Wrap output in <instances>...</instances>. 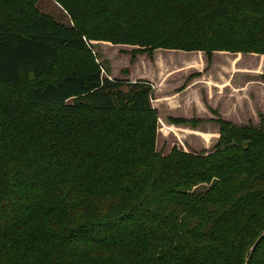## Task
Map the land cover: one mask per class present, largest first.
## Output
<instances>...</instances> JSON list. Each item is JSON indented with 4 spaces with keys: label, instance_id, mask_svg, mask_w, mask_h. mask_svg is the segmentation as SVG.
<instances>
[{
    "label": "trees",
    "instance_id": "obj_1",
    "mask_svg": "<svg viewBox=\"0 0 264 264\" xmlns=\"http://www.w3.org/2000/svg\"><path fill=\"white\" fill-rule=\"evenodd\" d=\"M54 1L73 27L0 0V264H264V123L164 155L152 84L92 54L264 56V0Z\"/></svg>",
    "mask_w": 264,
    "mask_h": 264
},
{
    "label": "rangeland",
    "instance_id": "obj_2",
    "mask_svg": "<svg viewBox=\"0 0 264 264\" xmlns=\"http://www.w3.org/2000/svg\"><path fill=\"white\" fill-rule=\"evenodd\" d=\"M37 6L42 13L52 15L59 23H62L67 27H73L69 16L54 0H40ZM198 53L199 52H184L166 49H156L150 52H143L139 51L138 47L123 45L115 46L106 42H92V54L95 57L96 64L102 69L103 76L114 80H129L133 83L138 81H145L152 84V98L155 107H157L158 101L156 102V100L158 99L159 95H162L164 93L166 94L170 90L171 92L183 91L194 79L203 77L204 71L207 66L212 67L210 73H215L216 71H220V69L223 68L222 63L220 61H217V59L223 56L224 53L215 52L212 54L211 58H209L208 55H204L207 62L205 64L208 65H204V68L202 69L204 70L203 72H200L196 69H189V71L183 72L184 69H180V71H182V73L180 74V71H177L176 67L189 63L191 58L199 56L197 55ZM72 57L76 58L77 56L73 55ZM261 57V55L244 54V57H240L236 63H238L239 65H249V60H253L252 66L255 68L254 70L256 72H247L246 74H248V77H246V79L240 80L238 85H242L241 87H243V89L246 88L244 91L245 101L249 99L250 93L254 92L255 96H259V98H256L255 101H261L260 105L264 106V58ZM244 60L245 62H243ZM73 62L78 63L76 60H71L69 61L68 66ZM226 63L227 65H229V61ZM262 66L263 68H260ZM257 67H259L260 69L258 70ZM64 70L65 69H63V71ZM164 70L167 73L170 72L171 74H168V76L163 80L164 76L166 75H164L162 72ZM156 85H158L159 91L155 89L154 86ZM199 88H201V86H199ZM124 90L128 91L129 89L125 88ZM205 92L206 90L204 92H201V90H198L197 87V90L195 91L193 96L195 102L193 99L188 100V104L194 102L192 107H187V110L190 111L189 113H192L187 115L188 117L203 116L204 118H206L213 114L217 117L216 120L222 119L224 121L236 123V121L241 120L240 117L248 118L249 116H252L250 115V112L248 113V115L243 113H236L235 110L231 109L230 104L226 106V108L224 109V113L221 112V109L213 107L211 103H208L207 105L202 107L200 104H197L196 100L198 94L199 97L201 95L204 96ZM255 105L257 108H259V105L257 103H255ZM155 109L158 110V108ZM251 109L254 110L253 107H251ZM184 111H186V108H184ZM158 112H160L157 144L159 152L167 155L174 147H177L186 152L196 154L205 152L207 153L214 150L219 138V136H217V134H219L217 128L220 129L219 123L216 122V120L214 122H209L200 119V121L195 125H173L170 122V118L172 117H168L160 107ZM256 115L257 117L254 122L244 120L242 122H238L240 124L236 125H252L255 127L262 126L261 123H264V111L259 110ZM229 118H232V120H229ZM208 122L211 124L213 129H217V131H210L211 126ZM205 190V187H200L198 189V192H204Z\"/></svg>",
    "mask_w": 264,
    "mask_h": 264
},
{
    "label": "crops",
    "instance_id": "obj_3",
    "mask_svg": "<svg viewBox=\"0 0 264 264\" xmlns=\"http://www.w3.org/2000/svg\"><path fill=\"white\" fill-rule=\"evenodd\" d=\"M221 53H224V55L218 58L217 61H220L222 63L223 68L220 69V71H216L215 73H210L212 67L211 66L208 67L207 66L208 64L207 65L205 64L207 63L205 60V56H204L206 54L202 52H199L197 54L199 56L191 58L189 63L176 67L177 71H180V69H184L183 72L184 71L187 72L189 71V69H196L200 72H203L204 70L202 69L204 68V65L207 66L204 71L203 77L194 79L192 82L189 83L188 87L181 92H177V91L171 92L170 90L166 94L164 93L162 95H159L158 99L156 100V102L158 101L157 107H155L154 102H153V106L155 108H158V111L160 107L161 110H163L164 113L167 114L168 117L183 118L187 120H191V119L200 120L201 119L203 121L214 122L217 119V117L214 116L213 114H211L210 116L206 118H204L203 116L202 117H198V116L188 117L187 116L189 114H192V113H189L190 111L187 110V107L189 106L192 107V105L194 104L195 99H193V96L198 87V90H201V92H204L205 90L206 92L204 96L201 95L200 97H199V94L197 93L198 94L197 100H196L197 104H200L202 107H204L208 103H211L213 107L217 109H221V112L223 113L225 112L224 109L226 108V106L230 104L231 109L235 110L236 113H243V114L248 115V113L250 112V115H252V116H249L248 118L240 117L241 120L236 121V123L234 122H230V123H233L236 125V124H240L238 122H242L244 120H249V121L254 122L257 117L256 114L259 112V110L264 111V106L260 105L261 101L259 100L255 101L256 98L257 99L259 98V96H255L254 92H251L249 95V99L245 101L244 91L246 88L243 89V87H241L242 85H238L240 80L246 79V77H248V74H246L247 72L248 73L256 72L254 70L255 68L252 66L253 60L252 59L249 60L250 64L248 61L249 65L247 64L239 65L236 62L239 60L240 57H244V54H231V53H225V52H221ZM261 58H264V56H262ZM228 61H229V65H227L226 63ZM243 62H245V60ZM211 65H212V62H211ZM257 68L259 70L260 68H263V66L260 68L259 67ZM162 72L164 75L166 74L165 76L163 75L164 76L163 80L168 76V74H171L170 72L167 73L165 70ZM179 73L181 74L182 71H180ZM199 86H201V88H199ZM154 87L157 90L159 89L158 85ZM189 99L191 100L193 99L194 102L191 104H188ZM255 103L259 105V108L256 107ZM251 107H253L254 110L251 109ZM184 108H186V111H184ZM182 112L185 114H183ZM251 112H256V113H251ZM229 120H232V118H229ZM217 129L219 133L220 129L219 128ZM217 129L214 130L212 126L210 127V131H217ZM217 136H219V134H217Z\"/></svg>",
    "mask_w": 264,
    "mask_h": 264
}]
</instances>
